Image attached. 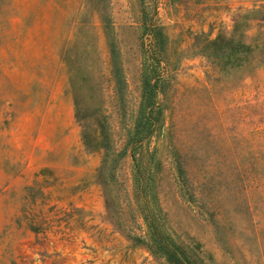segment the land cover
I'll list each match as a JSON object with an SVG mask.
<instances>
[{"label": "rangeland", "instance_id": "rangeland-1", "mask_svg": "<svg viewBox=\"0 0 264 264\" xmlns=\"http://www.w3.org/2000/svg\"><path fill=\"white\" fill-rule=\"evenodd\" d=\"M143 75L159 113L131 143ZM148 220L201 264H264V0H0V264H170Z\"/></svg>", "mask_w": 264, "mask_h": 264}, {"label": "trees", "instance_id": "trees-1", "mask_svg": "<svg viewBox=\"0 0 264 264\" xmlns=\"http://www.w3.org/2000/svg\"><path fill=\"white\" fill-rule=\"evenodd\" d=\"M149 34L151 35L152 44L159 49L161 47V44L163 42V35L160 33V28L157 26H152L149 29ZM227 42L226 48L222 50V57H228L227 54L236 51L238 54L246 51L248 49L247 46H245L241 42H232V41H225ZM214 51H218L216 48H214ZM216 55V54H214ZM141 83H142V92H141V98L138 106L137 111V119L135 121V128L134 131L131 133V143L139 142L140 140L146 138L148 134L152 131L153 123L155 122V115H158L159 109L156 108V105L154 103V90L156 83L155 81H151L147 78L141 76ZM105 138L101 135L100 132L97 131V133L92 136L91 138L88 137V135L85 132H82V141L85 147H91V150H98L100 148L106 149V146L103 144V140ZM133 145L130 146L131 152L130 157L133 162V179L136 182V186L138 189V196L143 201V208L147 203L146 200L141 196V193H139L141 190L144 189V180L143 175L141 174L137 160L134 156V153L132 151ZM106 154V153H105ZM146 181V180H145ZM143 198V199H142ZM142 208V209H143ZM150 226L153 228V230L150 232V238L147 243L148 247L154 252L157 253L156 255L163 256L167 262L170 264H201L200 260L198 258L191 257V255L187 254V251L176 244L170 236L163 235L159 231L156 230V226L153 224L151 220H148ZM148 224V225H149Z\"/></svg>", "mask_w": 264, "mask_h": 264}]
</instances>
